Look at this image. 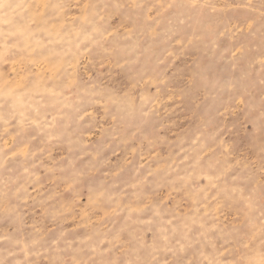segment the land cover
Returning <instances> with one entry per match:
<instances>
[{"label": "rangeland", "instance_id": "374dc122", "mask_svg": "<svg viewBox=\"0 0 264 264\" xmlns=\"http://www.w3.org/2000/svg\"><path fill=\"white\" fill-rule=\"evenodd\" d=\"M0 264H264V0H0Z\"/></svg>", "mask_w": 264, "mask_h": 264}]
</instances>
